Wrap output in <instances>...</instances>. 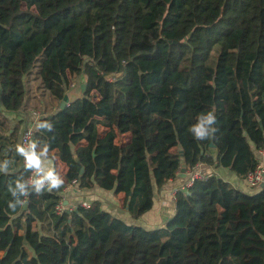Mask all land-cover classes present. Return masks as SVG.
I'll use <instances>...</instances> for the list:
<instances>
[{"label":"trees","instance_id":"1","mask_svg":"<svg viewBox=\"0 0 264 264\" xmlns=\"http://www.w3.org/2000/svg\"><path fill=\"white\" fill-rule=\"evenodd\" d=\"M38 60L43 86L67 104L40 115L35 151L68 169L59 189L29 185L33 167L0 114V264H264L261 185L246 192L210 174L177 191L160 227L128 223L98 200L55 211L74 179L82 190L124 193L139 219L183 164L241 178L255 168L264 146V0H0L6 111L25 106ZM72 74L84 77L81 95L67 94ZM209 112L215 132L199 140L189 129Z\"/></svg>","mask_w":264,"mask_h":264},{"label":"crops","instance_id":"2","mask_svg":"<svg viewBox=\"0 0 264 264\" xmlns=\"http://www.w3.org/2000/svg\"><path fill=\"white\" fill-rule=\"evenodd\" d=\"M1 90V87H0ZM73 95H76V91H71ZM26 106V103H25ZM21 108L19 111L10 112L6 111L0 100V114L7 117L9 134L15 133L16 140L19 147L21 145V135L27 127L35 125L39 118L34 116V113L37 112L36 109L30 110L27 107ZM55 107L53 106L52 111L47 114L53 113ZM41 115L43 112H39ZM46 114V113H45ZM1 117V115H0ZM104 128L101 127V131ZM125 138V142L129 140L130 134H125L120 136L119 139ZM119 142V141H118ZM41 159V168L45 171V174L48 171L56 166L58 170L59 177L65 179V174L67 172V165L63 162L58 156L53 158H40ZM200 169L206 172L207 174H216L223 179L229 181L234 187L242 189L246 192L256 191V188L249 187L245 182L244 178L239 177L234 172L223 167H216L210 164L201 163ZM189 170H186L188 172ZM187 174V173H186ZM187 176V175H186ZM183 176H180L175 179H169L162 189H160L154 200V205L151 210L146 212L141 218L134 219L132 215L127 211L125 205V194H113L112 192H106L99 188H94L92 190H82L81 192L71 191L67 193L70 203L79 204L83 201L90 203L92 200H98L102 203V207L110 211L112 214L116 215L119 218H122L128 223H137L145 227H160L167 223L168 219L172 217L176 211V198L174 191L180 189L185 180Z\"/></svg>","mask_w":264,"mask_h":264},{"label":"built area","instance_id":"3","mask_svg":"<svg viewBox=\"0 0 264 264\" xmlns=\"http://www.w3.org/2000/svg\"><path fill=\"white\" fill-rule=\"evenodd\" d=\"M40 113L35 112L34 116L39 118ZM35 131H34V124L24 129L22 135H21V145L23 148H25L28 151H32V145H35ZM257 157H258V163L255 166L254 169L250 170L244 177V182L250 186V187H257L261 185L262 182H264V146L257 149ZM26 162V161H25ZM181 171L177 172L176 175H180ZM187 173L188 178L183 183L182 187L180 189L186 190L189 187H191L196 180H204L209 177L210 174H207L203 170L200 169V164H197L192 170H189ZM45 171L40 167V169H37L33 167L32 171L27 177V181L29 185L35 184L38 181H41L45 177ZM48 181L44 180L43 185H47ZM76 191L81 192L82 189L79 186L76 179L68 181L64 192L68 193L69 191ZM179 189H176L174 191V195L176 198V193ZM68 201V204L66 203ZM84 207H88L89 203L87 201H83L81 203ZM77 207V204L70 203L69 200L64 196L56 205L55 211L57 214L61 215L67 210L73 211Z\"/></svg>","mask_w":264,"mask_h":264},{"label":"rangeland","instance_id":"4","mask_svg":"<svg viewBox=\"0 0 264 264\" xmlns=\"http://www.w3.org/2000/svg\"><path fill=\"white\" fill-rule=\"evenodd\" d=\"M230 47L236 46V41L233 37L229 38ZM39 64L40 60H38L29 74L27 75V98H26V106L30 110L36 109L37 112H43V114H47L52 111L53 106L58 107L61 101L57 100L56 97L43 86L42 78L39 73ZM85 80L83 76H76L74 74L70 75V86L68 88L67 94L71 95L72 90L76 91V95H81L83 92L81 89V84H84ZM7 133V132H6ZM8 134V133H7ZM125 138L119 139L120 143H124Z\"/></svg>","mask_w":264,"mask_h":264},{"label":"clouds","instance_id":"5","mask_svg":"<svg viewBox=\"0 0 264 264\" xmlns=\"http://www.w3.org/2000/svg\"><path fill=\"white\" fill-rule=\"evenodd\" d=\"M215 121V115L211 112H209L207 115H201L198 117V122L193 125L189 129V131L194 135L195 138L199 140L208 139L211 137L212 133L215 132V129L212 127L215 124ZM18 151L24 155L27 167H35L37 169H40V156L44 153L37 154V152L35 151V145H32V151H28L23 147H18ZM46 151L47 149H45V152ZM44 180H47L49 182V191H51L53 188L59 189L63 184V180L54 171L50 170L46 173L45 177L41 181L37 182V184L39 185V187L37 188L38 192L40 190V187L43 186ZM20 188L23 190L24 186L20 185ZM10 207L15 210L16 205L13 204L10 205Z\"/></svg>","mask_w":264,"mask_h":264},{"label":"water","instance_id":"6","mask_svg":"<svg viewBox=\"0 0 264 264\" xmlns=\"http://www.w3.org/2000/svg\"><path fill=\"white\" fill-rule=\"evenodd\" d=\"M114 75H117V76H120L121 73H118V74H114V73H105L104 76L105 77H111V76H114ZM81 87H82V90L84 91L85 88H86V83L84 84H81ZM66 101L63 100L61 101V108H64L66 106ZM210 152H211V156L212 158L214 159V161H217L218 160V156H219V151L218 149L212 145L211 148H210ZM83 170V169H82ZM181 176L183 177H186V164H183V167L181 169V173H180ZM261 186L263 187L264 186V182L261 183ZM66 203L68 204V201H66ZM69 212H71V210H68Z\"/></svg>","mask_w":264,"mask_h":264}]
</instances>
